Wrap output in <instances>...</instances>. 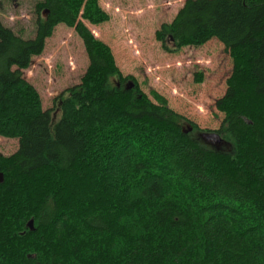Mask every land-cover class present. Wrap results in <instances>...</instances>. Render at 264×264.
I'll return each instance as SVG.
<instances>
[{
  "label": "trees",
  "instance_id": "16d2710c",
  "mask_svg": "<svg viewBox=\"0 0 264 264\" xmlns=\"http://www.w3.org/2000/svg\"><path fill=\"white\" fill-rule=\"evenodd\" d=\"M108 20L99 0L40 1L32 38L0 18V137L19 140L0 153V264H264V0H186L156 33L229 53L220 146L123 77L85 23ZM60 24L89 66L45 109L24 72Z\"/></svg>",
  "mask_w": 264,
  "mask_h": 264
},
{
  "label": "rangeland",
  "instance_id": "374dc122",
  "mask_svg": "<svg viewBox=\"0 0 264 264\" xmlns=\"http://www.w3.org/2000/svg\"><path fill=\"white\" fill-rule=\"evenodd\" d=\"M40 1L0 0V18L15 32L23 30L26 38H32ZM185 1L99 0L110 20L99 25L85 23L95 37L111 47L123 77L134 78L151 99L153 92L163 95L169 107L196 124L201 133H214L224 119L216 102L226 94L232 74L229 53L217 39L170 53L156 37L164 23L173 21ZM169 45L173 48L171 42ZM88 66L83 40L73 28L60 24L46 41L43 54L33 58L24 75L36 87L47 109L54 107V99L65 90L81 83ZM111 84L117 86L119 79L114 78ZM57 112L55 123L61 117ZM18 147V139L0 137L3 155L15 153Z\"/></svg>",
  "mask_w": 264,
  "mask_h": 264
},
{
  "label": "water",
  "instance_id": "95a60500",
  "mask_svg": "<svg viewBox=\"0 0 264 264\" xmlns=\"http://www.w3.org/2000/svg\"><path fill=\"white\" fill-rule=\"evenodd\" d=\"M135 86V84L133 82H130L128 84L127 89L131 90L133 89ZM201 138L207 143V144H211L214 146H220L222 144V138L219 134H217L216 132L214 133H201L200 134ZM2 179V176H0V180ZM31 228H33V222L30 223Z\"/></svg>",
  "mask_w": 264,
  "mask_h": 264
}]
</instances>
